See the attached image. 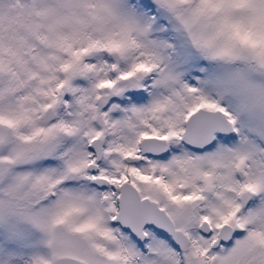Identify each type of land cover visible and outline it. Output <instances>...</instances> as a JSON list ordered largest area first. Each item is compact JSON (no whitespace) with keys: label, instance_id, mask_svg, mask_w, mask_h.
<instances>
[{"label":"snow or ice","instance_id":"snow-or-ice-1","mask_svg":"<svg viewBox=\"0 0 264 264\" xmlns=\"http://www.w3.org/2000/svg\"><path fill=\"white\" fill-rule=\"evenodd\" d=\"M0 264H264V0H0Z\"/></svg>","mask_w":264,"mask_h":264}]
</instances>
